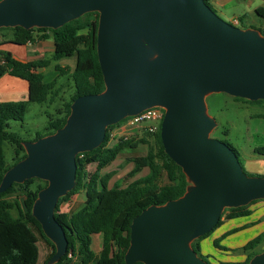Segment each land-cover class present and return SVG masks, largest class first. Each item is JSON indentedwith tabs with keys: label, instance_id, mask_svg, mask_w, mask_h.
<instances>
[{
	"label": "water",
	"instance_id": "1",
	"mask_svg": "<svg viewBox=\"0 0 264 264\" xmlns=\"http://www.w3.org/2000/svg\"><path fill=\"white\" fill-rule=\"evenodd\" d=\"M87 13L98 14L96 54L101 93L76 98L65 124L23 142L25 158L9 168L0 194L38 179L32 217L55 253L67 240L54 213L76 184V156L98 148L108 127L151 108L164 116V153L181 168L184 194L149 206L133 218L125 264H208L192 249L225 209L264 199V177L243 171L236 153L211 137L217 128L205 99L223 93L264 101V36L220 19L204 0H0V29L56 30ZM248 264H264V251Z\"/></svg>",
	"mask_w": 264,
	"mask_h": 264
},
{
	"label": "trees",
	"instance_id": "2",
	"mask_svg": "<svg viewBox=\"0 0 264 264\" xmlns=\"http://www.w3.org/2000/svg\"><path fill=\"white\" fill-rule=\"evenodd\" d=\"M204 1L211 8L209 1ZM255 12L264 15V8H257ZM240 22L241 19L236 20L235 25ZM97 27L98 14L87 13L56 30H25L20 27L0 29V32H12V38L2 40L0 46H24L37 41H52L55 45L50 59L29 62H20L9 52L0 50V77L8 74L27 83L25 100L0 103V182L6 171L26 156L23 141L17 134L9 131V122L23 121L29 103L53 102L54 94L58 91L55 88L57 77L68 75L72 81L73 92L56 110L55 118L49 119L45 133H36L32 141L61 128L70 113V105L76 98L98 94L104 90L96 54ZM261 35L264 36L262 33ZM65 59H73L74 65L71 68H62L58 62ZM53 62L57 77L45 82L40 70L51 67ZM123 122L124 120L107 128L104 141L98 148L76 156L75 187L59 199L54 213L55 220L62 226L67 240L66 253L56 264H125L124 255L129 246L133 218L149 206H160L181 197L188 186L181 168L164 153L160 139L161 123L155 133H143L138 138L121 139L113 146H107L109 131ZM4 143L13 147L14 161L10 165L5 161ZM139 145L147 147L146 154L128 160L133 165L131 171L121 180L111 183L116 171H102L108 169L124 150L136 149ZM254 152L264 155V146L255 148ZM89 165H94L92 173L87 170ZM143 171H147L146 174L133 179ZM45 186L44 181L30 179L23 184H13L0 194V264H38L39 242L51 249L43 264L55 253L54 245L44 236L40 224L31 214L37 193ZM82 192L85 200L80 209L76 212L60 211L62 202ZM13 193L22 198L21 203L17 199H5ZM258 201L244 207L225 209L217 225L208 234L192 242V249L208 264H248L254 255L264 251V248L257 251L264 243V231L238 248L222 246L218 239L211 245L213 253L202 255L201 250L204 248L203 242L221 225L222 217L225 216L226 220L249 217L252 214L250 207ZM13 210L16 211V216L12 215ZM246 228L233 229L227 236ZM95 234H100L102 238L98 254L91 250L92 235ZM236 251L244 258L229 259V254Z\"/></svg>",
	"mask_w": 264,
	"mask_h": 264
},
{
	"label": "rangeland",
	"instance_id": "3",
	"mask_svg": "<svg viewBox=\"0 0 264 264\" xmlns=\"http://www.w3.org/2000/svg\"><path fill=\"white\" fill-rule=\"evenodd\" d=\"M260 5L264 8V0H228L224 5L219 7L211 6L212 11L223 21L233 24L236 20L241 19V22L235 25L236 27L252 28L264 35V15H258L255 12L256 7ZM12 38L11 31L0 32V42L5 39ZM46 50L45 59H50L52 53ZM54 62L51 67L43 70L45 78L50 75L51 79L57 77V72H53ZM62 68H71L74 65L73 59H65L58 62ZM50 73V74H49ZM24 83L23 94L21 95L20 86L10 85L7 83L0 84V91L17 92L20 100L26 99V83ZM21 84V83H19ZM56 87L58 91L54 94L53 102L43 103H29L27 112L23 118V121L9 122V131L17 134L23 142H30L34 138L36 133H45V128L50 118H55L57 108H60L62 102L67 100L73 92L72 81L68 75L56 78ZM207 105V111L217 123V128L211 133V137L221 142L226 143L229 147L234 149L237 153L238 160L243 168V171L250 177H264V155L254 152L257 147L264 146V101H248L244 99H237L228 96L223 93L211 94L205 99ZM141 134H137L134 129L126 130L122 124L110 130L107 146L111 147L117 141L124 138H138ZM3 150L5 154V161L7 164H12L14 161L13 147L4 143ZM147 147L139 145L136 149H126L115 160L112 165L102 171L103 173L108 170H115L116 174L113 176L111 183L124 178L132 169L133 165L127 161L131 158L143 156L146 154ZM89 173L94 170V165L87 166ZM147 171H143L133 179L143 176ZM131 179V180H133ZM130 180V181H131ZM110 183V184H111ZM84 193H80L77 197L71 196L69 198V204L74 209H78L84 202ZM8 201L17 199L20 203L22 198L18 197L16 193L10 194L5 197ZM13 216H16V211L11 212ZM223 221H226L225 216L222 217ZM243 221V220H238ZM264 231V218L260 221L257 227L252 231L244 232L235 237H232L226 243H222L225 247H237L241 243H245L247 239L252 238L257 233ZM97 239H94L93 248L95 249V243ZM264 248V243L257 248L260 251ZM39 258L38 264H43L46 256L50 253L51 249L44 243H38ZM202 255H208L213 253L211 245L205 244L201 250ZM229 259H239L241 253L236 251L229 254ZM219 259H226V257Z\"/></svg>",
	"mask_w": 264,
	"mask_h": 264
},
{
	"label": "crops",
	"instance_id": "4",
	"mask_svg": "<svg viewBox=\"0 0 264 264\" xmlns=\"http://www.w3.org/2000/svg\"><path fill=\"white\" fill-rule=\"evenodd\" d=\"M210 3V6H221L224 5L228 0H208ZM257 8H263L262 6L258 5L256 7ZM255 9V10H256ZM54 43L52 41H37L34 43H30V44H26L24 46H16V45H12V44H5V45H1L0 46V50L1 51H6L9 52L12 57L20 62H29V61H34V60H41V59H45V53L46 50H49L51 53H53L54 50ZM48 52V53H50ZM40 72H43V70H40ZM53 72H55L53 70ZM50 74V73H49ZM44 76V81L45 82H49L52 81L53 78L51 79L50 75L48 76V78H45ZM2 83H7L10 85H15V86H20L21 88V95L23 94V88H24V83L23 80L10 76L8 74H4L0 77V84ZM21 83V84H19ZM26 83V82H25ZM26 87H27V83H26ZM13 89L11 88V91ZM5 92L4 91H0V103L1 102H7V101H18L20 99L16 90L11 92ZM26 97H27V91H26ZM58 109V108H57ZM79 194H75L73 196L77 197ZM85 200V197H84ZM69 199L62 202L59 206V209L61 212H76L78 209H74L72 205L69 204ZM84 203V202H83ZM83 205V204H82ZM81 205V206H82ZM252 214L249 217H245V218H240L243 221H239L240 219H236V220H226V221H222L221 225L216 228L213 233L203 242L204 246L205 244L207 245H212L214 240H218L220 239V245L221 242L224 244L226 243V241H228L229 239H231L232 237H235L236 235H239L241 233H246L248 231H252L255 227L258 226V224L260 223V221L264 218V199L260 200L258 202H256L254 205H252L250 207ZM247 227L246 229L239 231L235 234H232L230 236H227L228 232L236 229V228H243V227ZM259 234V233H257ZM256 234V235H257ZM253 235L252 237L256 236ZM94 239L96 240L95 243V249L93 248L94 245ZM251 239V238H249ZM247 239V241L249 240ZM101 235L100 234H95L92 235V242H91V250L95 253L98 254L101 250ZM41 243V242H39ZM244 243H241L239 245H236L238 247H241ZM224 246V245H222ZM230 249H234L233 247H227ZM230 257V256H229ZM244 256L241 254V257L239 259H243ZM40 260V258L38 259V261Z\"/></svg>",
	"mask_w": 264,
	"mask_h": 264
},
{
	"label": "built area",
	"instance_id": "5",
	"mask_svg": "<svg viewBox=\"0 0 264 264\" xmlns=\"http://www.w3.org/2000/svg\"><path fill=\"white\" fill-rule=\"evenodd\" d=\"M233 22H235L233 23V25H235L236 21H233ZM163 116H164L163 109L151 108V109H147L141 112L140 114L136 116L128 117V119L127 118L124 119L122 126L126 130L134 129L137 134H143V133L152 134L158 130L159 124L161 123ZM124 139H127V138H124Z\"/></svg>",
	"mask_w": 264,
	"mask_h": 264
}]
</instances>
